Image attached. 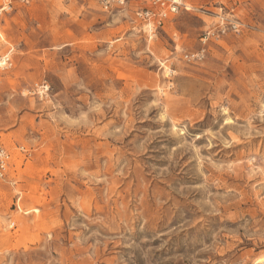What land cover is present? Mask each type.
Returning a JSON list of instances; mask_svg holds the SVG:
<instances>
[{
	"label": "rangeland",
	"instance_id": "rangeland-1",
	"mask_svg": "<svg viewBox=\"0 0 264 264\" xmlns=\"http://www.w3.org/2000/svg\"><path fill=\"white\" fill-rule=\"evenodd\" d=\"M185 2L0 0V264H264V0Z\"/></svg>",
	"mask_w": 264,
	"mask_h": 264
},
{
	"label": "built area",
	"instance_id": "built-area-1",
	"mask_svg": "<svg viewBox=\"0 0 264 264\" xmlns=\"http://www.w3.org/2000/svg\"><path fill=\"white\" fill-rule=\"evenodd\" d=\"M20 2H26L27 0H19ZM132 1H138L139 4H148V7H142L134 11V18L145 23L151 28H163L166 21L170 20L173 16L180 11L189 12L190 6L185 0H98L99 6L103 12H111L113 10L124 9ZM9 6L1 7L0 14L3 11H7ZM233 30L237 29V25L232 26ZM210 33L206 34L207 37ZM195 58H199L196 55ZM13 66L12 59L8 54H0V70H10ZM11 163L10 153L0 145V182H2L7 175L8 168Z\"/></svg>",
	"mask_w": 264,
	"mask_h": 264
}]
</instances>
